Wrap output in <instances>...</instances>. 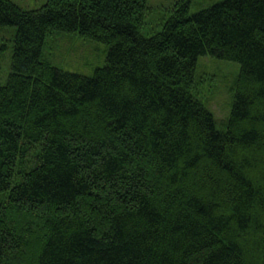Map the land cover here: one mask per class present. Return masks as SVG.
Instances as JSON below:
<instances>
[{
	"label": "trees",
	"instance_id": "trees-1",
	"mask_svg": "<svg viewBox=\"0 0 264 264\" xmlns=\"http://www.w3.org/2000/svg\"><path fill=\"white\" fill-rule=\"evenodd\" d=\"M189 10L146 32L148 0H0V264H264V0ZM56 33L105 44L104 66H53ZM204 56L240 65L224 130Z\"/></svg>",
	"mask_w": 264,
	"mask_h": 264
},
{
	"label": "rangeland",
	"instance_id": "rangeland-1",
	"mask_svg": "<svg viewBox=\"0 0 264 264\" xmlns=\"http://www.w3.org/2000/svg\"><path fill=\"white\" fill-rule=\"evenodd\" d=\"M23 10H36L46 0H12ZM177 0H148L150 7L145 31L160 30ZM225 0H190V14L208 9ZM15 27L0 26V85L7 82L11 72V57ZM107 46L84 39L77 33H56L46 39L44 57L56 68L92 76L106 61ZM240 65L233 61L209 56L200 57L195 69L197 97L213 114L217 129L224 130L231 112Z\"/></svg>",
	"mask_w": 264,
	"mask_h": 264
}]
</instances>
